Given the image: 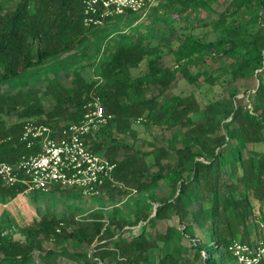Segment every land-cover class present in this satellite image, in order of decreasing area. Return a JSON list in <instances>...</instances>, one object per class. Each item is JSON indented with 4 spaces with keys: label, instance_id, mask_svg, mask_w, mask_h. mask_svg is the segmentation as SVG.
I'll return each instance as SVG.
<instances>
[{
    "label": "trees",
    "instance_id": "trees-1",
    "mask_svg": "<svg viewBox=\"0 0 264 264\" xmlns=\"http://www.w3.org/2000/svg\"><path fill=\"white\" fill-rule=\"evenodd\" d=\"M173 1L178 2L179 9L187 11L211 0H156L147 8L148 14L156 16V11ZM243 7L257 13V27L249 41L243 40L236 30ZM136 18V13L125 12L112 16L105 26L86 27L81 22L79 0H0V87L6 86L4 90L0 88V160L10 162L27 152L17 138L27 122L52 127L60 119L75 122L80 117L81 104L91 96H98L110 118L88 136L89 146L115 162L112 173L115 180L131 184L141 174L140 163L128 156L114 159L110 153L114 146L103 149L97 136L108 135L113 127L125 134L129 120L139 119L143 113V118L154 117L167 125H188V116L182 117L193 109L195 102L191 97L173 95L167 98L168 104H159L160 110L155 111L153 98L132 101L130 94L138 95L144 84L153 85L161 95L172 82L180 79L189 84L195 82L199 76L206 75L204 56H216L209 51L215 48L223 54L241 46L246 48L245 53L247 46L255 51L254 60L246 53L232 64L229 75L233 77L246 79L257 68L264 71V0H229L214 24V29H222L223 35L210 41L184 35L175 48H170L175 64L172 69L160 66L156 48L144 46L140 39L128 40L122 31H118L119 36L105 38L106 32L116 27L112 21L124 19L123 25L129 26ZM260 19L262 24L258 23ZM228 24L231 27L225 28ZM84 43L95 45L100 52L92 72L99 80H86L80 69H73L68 85L48 83L42 91L23 86L15 88L16 80L28 69L42 66L51 57ZM256 63L258 67H253ZM142 64L144 70L131 78L130 69ZM190 64H201L202 68L190 71ZM124 72L126 77L122 76ZM258 80L250 109L234 104L222 115L228 119L221 122L207 104L209 114L203 121L186 127L178 138L167 142L166 148L156 149L153 164L158 166V171L150 173L148 181H136V188L152 186L163 177L161 170H164L168 173L171 192L168 197L152 196L156 204L151 216L139 209L134 211L132 219L101 210L88 211L79 218L70 216L66 221L53 214H42L26 224H15L21 237L17 239L0 224V264H55L57 256L82 259L84 264H149L151 250H156L154 264H195L197 260L202 264H233L227 250L231 241L250 242L251 200L259 202L260 214L264 205V152L256 159L243 156L247 144H264V83ZM38 94L52 96L49 110H43ZM11 114L16 120L7 124L5 117ZM215 126L221 128V134L212 135ZM176 141L179 147L175 146ZM169 150L176 155V161L171 166H161L160 157L166 156ZM106 188L117 189L104 184L100 192ZM22 191L24 188L6 187L0 181V194L11 196ZM48 191L81 195L70 188L53 187ZM172 217L176 218V226L168 225L154 234L146 231L156 220ZM139 222L142 223L138 231H131L130 226ZM194 225L205 229L203 240L194 236ZM126 226L128 233L124 236L121 231ZM183 238H187L189 246L182 244ZM70 240L76 247L83 244L87 250L76 252L61 247L62 242ZM43 241L60 248H45ZM34 251L37 260L32 256Z\"/></svg>",
    "mask_w": 264,
    "mask_h": 264
},
{
    "label": "rangeland",
    "instance_id": "rangeland-1",
    "mask_svg": "<svg viewBox=\"0 0 264 264\" xmlns=\"http://www.w3.org/2000/svg\"><path fill=\"white\" fill-rule=\"evenodd\" d=\"M229 0H211L206 5H198L187 11L179 9V4L173 1L170 5L160 8L154 15L145 12L136 14L137 18L131 22L129 26L123 25L124 19L112 21L114 30L110 29L104 35L105 38H112L117 36L120 31L128 38V40L140 39L144 46L155 47L156 54L159 56V64L162 67L172 69L175 66L173 57L170 53V48H175L184 35H191L198 41H210L219 38L223 35L222 29L215 28L214 24L219 12L224 8ZM241 17L238 19L239 24L236 27L238 35L243 40L250 39L251 33L257 27L256 11L248 10L243 7ZM152 15V16H151ZM262 24V21L258 20ZM106 24V23H105ZM105 24L103 26H105ZM112 26H110L111 28ZM231 27V24L225 28ZM109 28V27H108ZM119 28L120 30H115ZM119 31V32H118ZM119 36V35H118ZM94 39H91L93 41ZM95 45L86 46V43L77 45L73 49L61 52L55 57L46 60L42 66H36L28 69L20 78L16 80V87H30L36 88L39 91L48 83H60L68 85L69 78L73 69H80L86 80L95 78L93 71L96 68L97 58L100 55L96 51ZM242 46L235 51L223 54L222 51L215 48L209 50L214 52L216 56L211 58L204 56L206 75L199 76L195 82L187 83L183 79L177 82H172L170 87L163 91L161 95L157 94V90L151 84H144L142 91L138 95L130 94L132 101L140 98H153L155 102L154 110H160L159 104L163 102L168 104L170 96L191 97L195 102L193 109L191 108L185 116H188V125L182 126L179 123L167 125L162 120H157L154 117L129 120V129L123 134L117 132L113 128L108 135L99 134L97 139L99 145L104 149L114 146V150H110L114 159L120 160L124 156L134 157L141 166V174L136 178V181H148L150 173L158 171V166L153 164V155L157 154V148H166L167 142L173 138H178V134L185 130L186 127L203 121L208 116L207 104L217 113L216 119H221L224 122L228 119L222 117L230 110L234 104L240 105L245 109H250L255 97V89L258 84V79L264 83V71L259 68L255 69V74L252 77L243 79L240 76L229 75V70L234 62H236L242 54H246L250 59L254 60L255 51ZM103 53V52H102ZM253 67H258L256 63ZM201 64H190L189 70L194 71L201 69ZM144 70V64L138 68L130 69V77L134 78L138 72ZM124 77L127 73L124 72ZM99 80V79H97ZM1 90L6 89L3 85ZM8 88H11L9 86ZM13 88L12 90H14ZM232 94V95H231ZM40 101L43 104V110H49L53 104L51 95L38 94ZM44 118L42 114L41 118ZM15 115L11 114L5 117V122L8 124L14 122ZM60 119L57 124L65 123ZM56 124V125H57ZM220 127L215 126L212 135L221 134ZM175 146L179 147V141H176ZM264 152V144H247L243 150V156L251 155L256 159ZM176 155L169 150L166 156L160 157L161 166H171L176 161ZM163 177L159 178L152 186L145 189H137L136 181L131 184H123L122 188L104 189L99 195L93 197L70 196L62 192H41L35 194L32 191L16 192L11 196L0 194V224L5 226L4 231L12 238L19 237L16 232L15 224H26L32 219H38L42 214H53L56 218L67 220L70 216L73 218L83 217L84 214L92 210H101L105 214H115L117 216H125L129 219L134 217L135 210H142L148 213L149 216L153 214V208L156 204L152 196L168 197L170 194V186L168 184V173L164 170ZM167 173L166 175H164ZM116 188V187H115ZM136 188V189H135ZM253 217H251L250 225V241H255L257 234L264 235V205L261 206L262 214L259 213V202L251 200ZM130 226L133 232L138 231V225ZM67 225V223L65 224ZM168 225H177L176 218L156 220L153 227H146V231L151 234L155 232H162ZM68 229L70 227H67ZM126 227L121 231L124 236L127 235ZM205 229H200L194 225V236L199 240H203ZM182 244L189 246L187 238L181 240ZM43 247L60 248L53 246L52 242L43 241ZM61 247H65L68 251L82 252L87 250L83 244L76 247L74 241L62 242ZM149 264H154L156 250H151L149 253ZM192 255L191 249L188 250L187 256ZM36 259V252L32 253ZM229 260L235 264L232 256L228 255ZM37 260V259H36ZM55 264H84L82 259H70L65 256L55 257ZM195 264H202L200 260L195 261Z\"/></svg>",
    "mask_w": 264,
    "mask_h": 264
},
{
    "label": "built area",
    "instance_id": "built-area-1",
    "mask_svg": "<svg viewBox=\"0 0 264 264\" xmlns=\"http://www.w3.org/2000/svg\"><path fill=\"white\" fill-rule=\"evenodd\" d=\"M156 0H79L83 26L101 27L112 16L142 13ZM106 114L98 96L81 104L75 122L49 124L29 121L18 135L27 152L13 161L0 160V181L25 191H48L53 187L75 189L84 197L97 196L104 184L122 188L112 173L115 162L93 151L88 136L104 126ZM235 264H264V235L255 241L232 240L227 247Z\"/></svg>",
    "mask_w": 264,
    "mask_h": 264
}]
</instances>
